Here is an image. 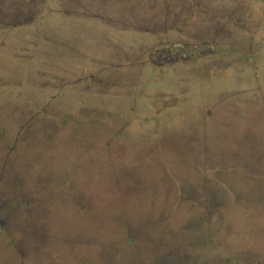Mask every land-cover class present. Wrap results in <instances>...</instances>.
<instances>
[{"label":"rangeland","instance_id":"1","mask_svg":"<svg viewBox=\"0 0 264 264\" xmlns=\"http://www.w3.org/2000/svg\"><path fill=\"white\" fill-rule=\"evenodd\" d=\"M0 264H264V0H0Z\"/></svg>","mask_w":264,"mask_h":264}]
</instances>
